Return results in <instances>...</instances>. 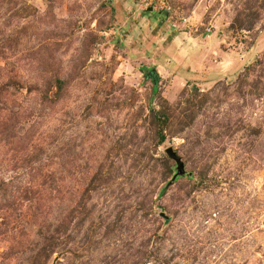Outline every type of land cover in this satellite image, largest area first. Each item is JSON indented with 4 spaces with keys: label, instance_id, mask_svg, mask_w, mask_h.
Wrapping results in <instances>:
<instances>
[{
    "label": "rangeland",
    "instance_id": "rangeland-1",
    "mask_svg": "<svg viewBox=\"0 0 264 264\" xmlns=\"http://www.w3.org/2000/svg\"><path fill=\"white\" fill-rule=\"evenodd\" d=\"M0 264H264V0H0Z\"/></svg>",
    "mask_w": 264,
    "mask_h": 264
},
{
    "label": "water",
    "instance_id": "water-1",
    "mask_svg": "<svg viewBox=\"0 0 264 264\" xmlns=\"http://www.w3.org/2000/svg\"><path fill=\"white\" fill-rule=\"evenodd\" d=\"M167 154L171 159H173L177 163V173L173 178V180L176 181L179 177L185 176L187 174L186 164L174 148H168Z\"/></svg>",
    "mask_w": 264,
    "mask_h": 264
},
{
    "label": "trees",
    "instance_id": "trees-1",
    "mask_svg": "<svg viewBox=\"0 0 264 264\" xmlns=\"http://www.w3.org/2000/svg\"><path fill=\"white\" fill-rule=\"evenodd\" d=\"M156 83H157V80H156Z\"/></svg>",
    "mask_w": 264,
    "mask_h": 264
}]
</instances>
